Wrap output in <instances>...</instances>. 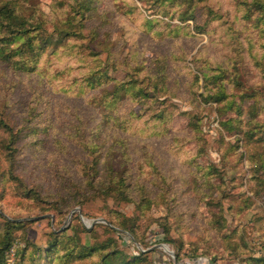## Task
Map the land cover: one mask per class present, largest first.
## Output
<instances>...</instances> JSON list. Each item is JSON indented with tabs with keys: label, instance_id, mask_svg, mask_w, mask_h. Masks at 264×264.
<instances>
[{
	"label": "rangeland",
	"instance_id": "rangeland-1",
	"mask_svg": "<svg viewBox=\"0 0 264 264\" xmlns=\"http://www.w3.org/2000/svg\"><path fill=\"white\" fill-rule=\"evenodd\" d=\"M25 7L81 37L0 61L7 263L264 264V0Z\"/></svg>",
	"mask_w": 264,
	"mask_h": 264
},
{
	"label": "trees",
	"instance_id": "trees-1",
	"mask_svg": "<svg viewBox=\"0 0 264 264\" xmlns=\"http://www.w3.org/2000/svg\"><path fill=\"white\" fill-rule=\"evenodd\" d=\"M25 3L26 0H0V61L23 68V71H31L34 69L31 63H38L40 56L47 51L49 46L58 41L56 36L61 35L62 42L73 37H81L79 36L81 32L78 30L81 29V22L86 18V10L84 9L87 8H80L81 4L78 2L72 5V8L80 14L77 31L66 28L68 30H64L62 34L60 32L53 34L46 29L48 21L37 14V9L31 8L28 11ZM72 19L66 22L68 27H73ZM84 80L91 87L101 84L100 70L95 69L90 77H85ZM0 135L3 138L1 141L2 149L8 158L12 157L16 133L2 112H0ZM120 183H122L121 180ZM5 224L3 239L0 242V264H9L5 259V254L12 244L11 230L16 225L10 220H6ZM177 260L179 261L178 258ZM16 264L22 263L18 261ZM199 264L204 263L199 262Z\"/></svg>",
	"mask_w": 264,
	"mask_h": 264
}]
</instances>
